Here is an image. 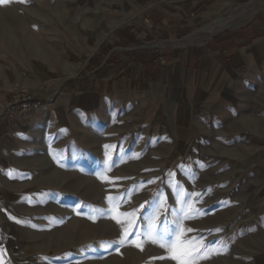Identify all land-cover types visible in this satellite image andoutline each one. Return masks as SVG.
Masks as SVG:
<instances>
[{"label": "rangeland", "instance_id": "rangeland-1", "mask_svg": "<svg viewBox=\"0 0 264 264\" xmlns=\"http://www.w3.org/2000/svg\"><path fill=\"white\" fill-rule=\"evenodd\" d=\"M158 15L183 35L170 87L108 58L128 47L118 29L140 25L139 41ZM121 64L113 92L104 70ZM22 84L44 105L14 116ZM158 194L161 228L184 209L185 235L211 245L198 264H264V0L0 4V264H176L135 246ZM109 197L134 223L91 212Z\"/></svg>", "mask_w": 264, "mask_h": 264}, {"label": "crops", "instance_id": "crops-1", "mask_svg": "<svg viewBox=\"0 0 264 264\" xmlns=\"http://www.w3.org/2000/svg\"><path fill=\"white\" fill-rule=\"evenodd\" d=\"M159 17L160 15L157 16V19L149 18L148 21L144 22L146 29L144 33H142L143 35L139 41L137 38V30L139 29L140 25H132L127 29H118L115 34L116 37L119 40H122L125 45L127 44L128 47L125 49H111L108 58L113 59V57H119L124 63L131 65L140 74L142 70L146 74L147 70L145 68H149L150 72H148L149 74H147L146 77L150 81V85L155 83L170 87L175 83V71L173 66L177 63L171 64L170 66L169 63L176 59L177 53L180 51V48H182L174 46L172 43L178 41L177 39L183 37V35L178 31L174 34L168 31L171 33V39V37L168 36L169 34L166 30V27L170 22L161 21ZM162 24H165L166 27H162ZM184 46L185 48H188L190 45L184 44ZM105 51L106 49H104L102 52ZM184 59H186V57ZM134 61L137 63L134 64ZM119 62L121 61H117V64H119ZM121 66L122 64L120 66L111 65L104 70L106 73L105 76L109 77L107 82L108 84H111L109 87L113 92L119 91L123 85L121 84V81L115 78V76H117L115 73L120 71ZM155 103L156 98L150 95V105L154 106Z\"/></svg>", "mask_w": 264, "mask_h": 264}, {"label": "snow or ice", "instance_id": "snow-or-ice-1", "mask_svg": "<svg viewBox=\"0 0 264 264\" xmlns=\"http://www.w3.org/2000/svg\"><path fill=\"white\" fill-rule=\"evenodd\" d=\"M6 0H0V4L5 3ZM179 188V185H176ZM180 197V193H177ZM192 194H187L181 199L182 204H187L188 199ZM109 202L112 204V208L108 212L91 209L92 213L103 217L105 215H110L115 212L117 215H112L111 218L116 220L117 223H121V220L118 217H124L125 220H128L129 224L134 223V221L129 220L130 217L135 216V211L133 212H123L120 213L119 209V197H109ZM156 201L158 204H153V212L147 217L148 225L144 231L137 233L140 237V242L135 244L136 247L142 248L143 240L151 238L152 243L159 244L160 247L165 248L169 253L168 258L176 261V264H198L200 259H206L205 255L211 248V245L202 243L199 237H187L186 232H192L193 229L183 227L184 219L193 218L192 213L185 212L184 209L181 211L184 212L182 217H179V223L172 227H160V224L167 223L166 221L161 220L160 211L164 208V200L161 199L160 195L156 196ZM96 215H89V219L95 220ZM217 232L221 231L216 229ZM126 235L121 238L120 245L122 246L125 242ZM106 246H110L108 242H105ZM164 257H161L163 259Z\"/></svg>", "mask_w": 264, "mask_h": 264}, {"label": "built area", "instance_id": "built-area-1", "mask_svg": "<svg viewBox=\"0 0 264 264\" xmlns=\"http://www.w3.org/2000/svg\"><path fill=\"white\" fill-rule=\"evenodd\" d=\"M44 100L26 85H19L13 91L6 110L14 116L28 115L42 109Z\"/></svg>", "mask_w": 264, "mask_h": 264}, {"label": "bare ground", "instance_id": "bare-ground-1", "mask_svg": "<svg viewBox=\"0 0 264 264\" xmlns=\"http://www.w3.org/2000/svg\"><path fill=\"white\" fill-rule=\"evenodd\" d=\"M88 58H89L88 55L80 56V60H82L83 62H86L88 60ZM83 68H84L83 65L79 66L78 69L74 73L67 75L65 78L68 79L70 77L75 76L77 73L81 72ZM66 79H65V81H66Z\"/></svg>", "mask_w": 264, "mask_h": 264}]
</instances>
